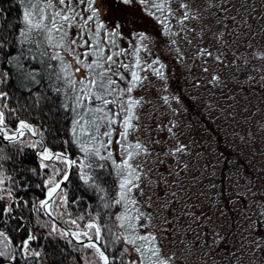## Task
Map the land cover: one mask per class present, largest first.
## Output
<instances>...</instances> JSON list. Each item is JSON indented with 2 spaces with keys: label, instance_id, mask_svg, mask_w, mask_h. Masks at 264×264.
I'll list each match as a JSON object with an SVG mask.
<instances>
[{
  "label": "snow or ice",
  "instance_id": "1",
  "mask_svg": "<svg viewBox=\"0 0 264 264\" xmlns=\"http://www.w3.org/2000/svg\"><path fill=\"white\" fill-rule=\"evenodd\" d=\"M18 4L22 9L18 35L11 41L0 36V59L6 64H15L18 78L28 86L29 96L33 95L32 87L41 81H47L48 91L37 90L30 105L9 109L7 104L0 103V137L4 141H15L25 132L38 137L29 147L39 149L36 155L41 161L40 167H48L44 161L55 162L53 172L62 174V181L50 182L47 199L40 201L39 211L51 216L48 209L56 197H61V204L65 203L61 184L70 180L68 169L79 167V179L85 185L91 181L99 191L108 193L107 201L103 196L100 197L103 209H118L116 212H105L108 220L98 213L100 223H97V218H92L83 225L82 230L62 233L63 236H71L81 248L91 250L95 259L89 264H125V258L127 264H177L176 254L165 253L160 237L161 233L170 237V230L173 229L169 219L172 216L171 208L166 217L169 222L163 228L155 225L159 212H153L152 209L159 207L157 201L162 200L169 189H172V199L175 201L177 186L180 191L191 195L182 180L189 165L185 163L181 167L188 146L175 142L165 153L164 159L157 156L159 171L167 173V176H158L153 180L151 172L142 166L145 161L137 158L150 157L153 149L148 145H155L158 141L151 138L143 142L127 141L130 134L139 131L140 114L137 109L144 103L143 99L133 95L135 90L147 86L149 76L146 73L164 78L163 65L156 67L160 61L154 59L152 63L144 62L141 53L151 51L149 45L158 49V42H163L162 36H167L168 43L176 45L178 52L180 43H193L196 31L195 26L189 27V23L202 19L200 6L205 4V0H99V3L97 0H18ZM105 5L111 8V15L101 12V7ZM251 8L252 0H228L227 5L221 0L219 11L235 13L231 22H225V55L231 43L229 37L240 36L239 32L231 31L232 25L251 34L252 26L256 23ZM213 11H217L215 5ZM255 15L264 16V8ZM173 22L178 25L176 31H173ZM126 40L128 47H122L121 43ZM6 48L18 49V52L13 54ZM49 49L53 52L50 53ZM248 51L251 52L250 49ZM199 53L212 56V52L206 48H199ZM251 55L255 57L256 53L252 52ZM24 61L38 62L39 69L26 70ZM54 61L57 63L53 64ZM260 70L264 73V56L260 57ZM237 71L247 78L249 88L246 90H251V86L256 85V78L248 77V69L243 64L237 66ZM7 77V71L0 73V84L7 83ZM219 81L217 75H213L210 80ZM8 98L9 94L0 90V102ZM163 100L167 103L168 98L163 97ZM45 108L47 113H63L62 118L70 121L71 139L63 143L74 146L82 154L83 160L70 158L65 154L67 150L51 151L45 144L41 126L27 122V116L21 118L15 115L19 111L38 115ZM10 125L15 129L11 134ZM174 127H169L167 131L172 133ZM102 128L107 130L102 132ZM117 128L121 131L118 138L114 139ZM113 144L118 145L124 154L119 160L114 158L110 150ZM173 157L177 158L175 172L164 167L166 160L169 164L173 162ZM108 161L117 171L115 197L111 195V190L100 184L101 177L98 174H87L94 168L102 171ZM3 182L0 180V184ZM161 184L167 187L162 188ZM141 198H146V202H142ZM172 207H175L174 203ZM2 210L11 211L10 208ZM211 212V207L202 208L200 212L194 205L190 209V214L198 222H202L201 216L211 222ZM249 218L255 219L252 216ZM79 219L83 220L84 217ZM71 223L77 224V220ZM52 230L56 231L55 225ZM33 239L35 237L29 235L23 241V247L27 249ZM129 248L135 256L129 252ZM260 250L264 252V246ZM5 255V251H0V257ZM35 255L39 256V253Z\"/></svg>",
  "mask_w": 264,
  "mask_h": 264
},
{
  "label": "rangeland",
  "instance_id": "2",
  "mask_svg": "<svg viewBox=\"0 0 264 264\" xmlns=\"http://www.w3.org/2000/svg\"><path fill=\"white\" fill-rule=\"evenodd\" d=\"M227 2L224 0L225 5ZM213 5L217 11H213ZM220 5L221 0H205L200 6L202 19L189 23L190 28L195 26L194 42L180 43L179 52L176 45L168 43L167 36H162L158 49L149 45L151 51L141 53L144 62L160 61L156 67L163 65L164 78L146 73L147 86L135 90L133 95L144 103L137 109L139 131L130 134L127 143L149 138L158 141L148 145L153 149L150 157L137 158L145 161L142 166L151 172L153 180L167 176L159 171L157 156L164 159L175 142L188 146L181 167L185 163L189 165L182 180L191 195L177 186L175 201L169 189L157 201L159 207L152 209L159 212L154 221L158 228L165 227L169 219L173 224L170 237L163 233L160 237L165 253L176 254L177 264H264V256L259 253L264 246V213H258L260 206L264 208V73L260 70V57L264 56V16L255 15L264 8V0H252L256 23L250 35L232 25L231 31L239 32L240 36L229 37L231 43L226 55L225 22H231L235 13L219 11ZM105 9L101 7V12L112 14L109 6ZM173 25V31L178 30L175 22ZM122 44L128 47L127 40ZM199 48L211 51L212 56L201 55ZM252 52L256 53L255 57ZM240 64L248 69V77L256 78L251 90H246L247 78L237 71ZM213 75L220 77L218 83L210 82ZM163 97L168 98L167 103ZM173 125V132L169 133L167 129ZM120 131L117 128L114 139ZM110 150L117 160L124 155L118 145L113 144ZM171 159L173 162L169 164L166 160L164 167L175 172L177 158ZM161 187L167 186L161 184ZM141 200L146 202V198ZM252 201L256 204L252 205ZM193 205L197 212L211 207V222L203 216L202 222L194 219L190 214ZM169 208L172 216L166 219ZM129 252L135 256L131 248ZM92 260L94 256L88 253L83 261L89 264Z\"/></svg>",
  "mask_w": 264,
  "mask_h": 264
},
{
  "label": "trees",
  "instance_id": "3",
  "mask_svg": "<svg viewBox=\"0 0 264 264\" xmlns=\"http://www.w3.org/2000/svg\"><path fill=\"white\" fill-rule=\"evenodd\" d=\"M104 7L107 9L108 5ZM21 11L18 0H0V36L11 41L14 36L18 35ZM121 46L123 47L122 43ZM6 51L16 54L18 49L6 48ZM49 52L53 50L49 49ZM56 63L53 62V64ZM24 64L26 70L39 69L38 62L24 61ZM5 71L9 73V77L6 78L7 83L0 84V90L7 92L9 98L0 103L7 104L9 109L25 104L30 105L37 90L39 92L48 91L47 81H41L39 85L32 87L33 95L29 96L28 86L18 78L19 72L15 64H6L3 59H0V73ZM56 102L59 103V100ZM15 115L21 118L27 116V122L41 126L40 131L43 133L45 144L51 151L67 150L65 154L70 158L84 159L74 146L63 143L71 139L70 121L62 118L63 113H47V108H45L39 111L38 115L35 112L26 113L24 111H19ZM9 127L11 134L15 129L11 125ZM34 140L28 133L15 141H4L0 137V157H3L0 159V180L4 181L0 184V198H2L0 199V233H3V236H0V251L6 252L4 257H0V264L5 262L12 264H86L83 261L84 256L86 260L88 253L92 254L91 250H85L68 236H63L64 231L52 222L45 212L39 211L40 201L46 197L48 187L51 186L50 182H59L62 174L56 175L53 172L55 162L44 161L48 167H40L41 161L36 155L38 149L29 147ZM56 166L64 167L63 165ZM87 174L89 176L98 174L101 177L100 184L105 189L111 190V195L115 197L118 177L111 161L107 162V166L102 171L94 168ZM80 175L79 167L70 170V180L65 182L62 188L65 203L61 204V197H56L49 208L51 216L70 232L82 230L83 225L92 218H97V223H100L98 213L103 216L104 220H108L105 212L111 213L118 210L116 208L104 210L100 197L103 196L107 201L108 193L99 191L91 181L85 185L79 179ZM3 208H10L11 211L4 212ZM80 217L84 219L81 220ZM72 220H77L79 227L77 224H72ZM53 225L56 227L55 232L52 230ZM29 235L34 236L35 239L31 240L28 248L25 249L23 241ZM35 253H39V256ZM125 264H127V258H125Z\"/></svg>",
  "mask_w": 264,
  "mask_h": 264
},
{
  "label": "water",
  "instance_id": "4",
  "mask_svg": "<svg viewBox=\"0 0 264 264\" xmlns=\"http://www.w3.org/2000/svg\"><path fill=\"white\" fill-rule=\"evenodd\" d=\"M25 133H27V132H25ZM30 136H32L30 133H28ZM32 138H34V139H38V138H36V137H33L32 136ZM70 170L71 169H68V172L70 173ZM63 180V176H62V178H61V180L60 181H62ZM59 181V182H60ZM64 183L65 182H63L62 184H61V188H63V185H64ZM44 199H47V195H46V197L44 198ZM48 211H49V209H48ZM51 220H52V222H54V223H56L63 231H68V232H70L69 230H67L66 228H64L61 224H59L57 221H56V219H54L52 216H49V215H47ZM71 233V232H70ZM70 239H72L71 238V236H68ZM73 240V239H72ZM74 242H76L75 240H73ZM4 264H12L11 262H5Z\"/></svg>",
  "mask_w": 264,
  "mask_h": 264
},
{
  "label": "flooded vegetation",
  "instance_id": "5",
  "mask_svg": "<svg viewBox=\"0 0 264 264\" xmlns=\"http://www.w3.org/2000/svg\"><path fill=\"white\" fill-rule=\"evenodd\" d=\"M246 190L249 191V188L247 187ZM254 203L256 204V202L252 201V205H254ZM258 213H260L261 215H263V213H264V208H261V206H260V210L258 211ZM259 253H260L262 256H264V252H262L261 250H259Z\"/></svg>",
  "mask_w": 264,
  "mask_h": 264
},
{
  "label": "bare ground",
  "instance_id": "6",
  "mask_svg": "<svg viewBox=\"0 0 264 264\" xmlns=\"http://www.w3.org/2000/svg\"><path fill=\"white\" fill-rule=\"evenodd\" d=\"M39 150V149H38Z\"/></svg>",
  "mask_w": 264,
  "mask_h": 264
}]
</instances>
